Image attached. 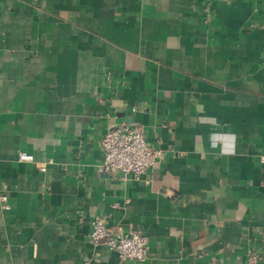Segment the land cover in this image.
Wrapping results in <instances>:
<instances>
[{
    "label": "crops",
    "instance_id": "crops-1",
    "mask_svg": "<svg viewBox=\"0 0 264 264\" xmlns=\"http://www.w3.org/2000/svg\"><path fill=\"white\" fill-rule=\"evenodd\" d=\"M121 123L165 151L140 176L98 171ZM98 215L148 236L149 257L91 243ZM252 255L264 264V0H0V264Z\"/></svg>",
    "mask_w": 264,
    "mask_h": 264
},
{
    "label": "built area",
    "instance_id": "built-area-1",
    "mask_svg": "<svg viewBox=\"0 0 264 264\" xmlns=\"http://www.w3.org/2000/svg\"><path fill=\"white\" fill-rule=\"evenodd\" d=\"M101 145L104 152L103 160L98 166L101 174L122 173L124 176L129 174L140 176L165 156L163 149L153 148L147 143L144 128L139 124L121 123L110 128L102 137ZM19 158L34 160L32 155L23 151L19 153ZM39 168L45 170L46 164H41ZM1 199L6 201L7 196L3 194ZM92 224L90 242L93 244L104 242L117 252L120 261H144L149 257L148 236L133 229L116 231L99 215L94 217ZM249 263L257 264V256H250Z\"/></svg>",
    "mask_w": 264,
    "mask_h": 264
}]
</instances>
